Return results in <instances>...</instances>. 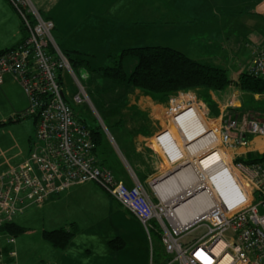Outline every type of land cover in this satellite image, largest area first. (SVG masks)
Masks as SVG:
<instances>
[{
    "label": "crops",
    "instance_id": "0c3cea01",
    "mask_svg": "<svg viewBox=\"0 0 264 264\" xmlns=\"http://www.w3.org/2000/svg\"><path fill=\"white\" fill-rule=\"evenodd\" d=\"M3 1L14 12L17 24H9L7 34L1 39L0 50L17 45L26 36L16 9L9 0ZM32 1L43 18L54 22L58 46L64 50L95 51L96 54L99 51L106 55L144 45L168 46L195 59L215 57L219 65L224 64L233 73V81H237L242 68L247 66V69L252 60L253 51L249 45L255 42L257 46L254 49H258L264 44V25L257 17H264V12L259 9L264 0ZM234 31H239L241 35L245 49L249 52L248 60L235 56L236 44L231 42ZM86 37L85 46H80L78 42ZM236 68L239 69L237 73L234 71ZM0 86L4 87V93L12 106L16 107L14 111L27 108V96V103L21 107L18 105L15 92L18 87L23 88L10 75H5ZM192 91L194 94L196 91L204 93L214 102L223 97L224 106L217 107L220 111L225 109L234 94L242 92L236 83L222 93L203 88ZM109 92V110L104 115L107 116L108 125L113 128L107 132L110 145L104 153H99V157H107L113 171L128 186L140 182L157 202L160 196L165 197L167 191L158 190V186L154 185L156 179L168 175L167 168L178 162L169 160L159 149V140L163 136L156 138L166 128L171 129L167 122L170 97L151 95L138 88L129 92ZM238 102L245 108L240 96ZM219 110L210 118H217ZM176 139L180 146H184L181 147L184 150L187 147L185 142L182 138ZM257 142L264 143V138L254 139V146ZM202 143L203 139H200L192 148ZM184 152L185 158L193 156H188L186 150ZM217 158L218 153H215L203 162L208 160L213 164ZM178 177L181 180V172ZM183 180L180 184L184 186L181 183ZM42 208H48L51 219L50 226H45L43 230L69 227L74 223L78 226L77 233L63 250L54 248L41 234L46 243L40 244L43 246L40 251L28 255L21 254L18 248L21 236L16 237L15 243H10L6 235L2 234L0 248L7 259L8 252L15 250L17 264L44 261L53 264H166L164 260L168 253L165 254L159 233L152 232L150 238L142 222L95 182L73 186L51 198ZM26 212L20 214L18 220ZM118 237L125 241L122 248L110 244ZM167 264L178 262L171 260Z\"/></svg>",
    "mask_w": 264,
    "mask_h": 264
},
{
    "label": "built area",
    "instance_id": "2783aa9c",
    "mask_svg": "<svg viewBox=\"0 0 264 264\" xmlns=\"http://www.w3.org/2000/svg\"><path fill=\"white\" fill-rule=\"evenodd\" d=\"M9 2L19 14L27 35L17 45L0 52V83L5 75H10L22 86L28 106L18 117H35L37 125L36 140L31 143L29 153L19 163L0 170V228L13 222L30 206L43 205L52 195L95 182L142 222L150 238L154 231L161 235L172 262L219 264L228 257L226 264H264V159L251 163L240 158L235 161L232 169L237 183L232 185L231 202L210 192L211 202L206 207L184 216L178 208L199 190L196 183L187 192L188 188L178 193L166 192L163 198L159 195L157 202L140 182L128 186L113 170L100 164L91 129L76 117L67 99L71 94L66 91L65 75L70 74L79 88L72 99L92 105L87 89L56 43L52 34L54 22L43 18L32 0ZM259 9L264 12V1ZM247 70L264 79V45L253 52ZM238 98L239 93L234 94L225 111L208 123L201 116L200 124L206 125L212 143L236 150L239 157L246 158L247 151L238 149L250 147L258 137L264 138V114L251 116L239 111L242 105ZM196 104L201 103L192 90L171 95L167 114L171 123L180 129L184 114L181 110L197 108ZM201 106L203 113L209 112L206 105ZM192 125L194 131L197 126ZM172 131L166 128L156 138L172 135ZM180 135L179 140L182 138L185 142L187 135L183 131ZM173 140L174 154L178 155L175 160L164 146L158 147L169 160L179 162L185 159V149H181L184 146L179 145L175 136ZM254 151L264 154V150L257 147ZM198 229L204 230L193 241L184 242L187 235ZM4 235L8 242H16L14 237ZM8 257L0 248V264H17L15 250H10Z\"/></svg>",
    "mask_w": 264,
    "mask_h": 264
},
{
    "label": "rangeland",
    "instance_id": "374dc122",
    "mask_svg": "<svg viewBox=\"0 0 264 264\" xmlns=\"http://www.w3.org/2000/svg\"><path fill=\"white\" fill-rule=\"evenodd\" d=\"M0 2H1V5H0V42H1L2 41L1 39L5 37V35L7 34L9 24L11 26H13L14 23L17 24V21H16L17 17L15 16L14 12L12 11V9H10L7 3H5L3 0H0ZM257 17L259 20H261L262 24L264 25V17L263 16H257ZM52 34L56 40V43L60 45L59 40L56 37L55 29H53ZM86 39L87 37L79 41L78 44L80 46H85L84 42ZM231 42L234 45L236 44L235 45L236 50H234L236 58L240 57L246 60L250 58L248 54L249 52L245 49L243 40H241V35L239 31H234L233 37L231 38ZM145 44H151V43H145ZM255 44H256L255 42L250 44L249 49L253 51L254 48H256L257 46ZM65 51L69 52L68 54L71 59L75 60V58L78 56V54L74 52V50L67 49ZM84 53H86V57L89 60H91V65H93L94 67L113 65L114 58L117 56V54H120V52L117 54L111 52V53L104 55V53H101L99 51L97 54L95 51L94 52L85 51ZM129 57L130 58H128L126 62L124 63L127 68L130 67L134 62V58L132 56H129ZM204 60L210 61L216 64H220L218 63V61L215 60V57H211L210 59H204ZM246 67L242 69L245 70ZM238 70L239 69L237 68L234 69L236 73ZM229 74H230V77L233 76V73L229 72ZM75 75L78 77V80L81 81V83L87 89L86 91H88L87 93L91 99L92 105L87 102L86 103H76L72 99L73 94H76L79 92V88L76 85L75 78L70 74H66L65 75V87H66V91H68L71 94V95H68L67 99L70 105L72 106V109L74 110L75 114L78 115L80 119L86 120L88 124H91V125L100 124L105 134L107 135V132L110 130L112 131V128H113V127H109V129L107 128L106 124L108 123V119H107V116L104 115L109 110L108 105H109L110 98L108 99V94L110 93L109 91L118 92L120 90L111 88V84L108 79L99 75L98 72L96 71L91 72L89 69L85 67L75 68ZM3 88L4 87L0 86V113H1L0 117L2 118L0 119V133H2V138H0V170L9 168L17 164L19 161H22L26 153L30 149L31 141L35 139L36 137V131H35L36 125L34 123V117L31 116V117L19 119L18 114H20L24 109L14 111L16 107L12 106V103L10 102L9 98L4 93ZM20 89L21 88L18 87V90L15 93L18 97V105L21 107L22 105L27 103V98H26L25 92H23V90L22 89L20 90ZM195 94L197 95L198 101L202 105H206V107L209 109V112L205 111V113H203L204 110L201 104H196V107L199 110H201L200 113L203 116V120H205V122L208 123L212 119L210 117H212L213 114L216 115V111L219 110V108H217L218 105L221 107L224 106L223 104L224 99L223 97H221L220 99H217L216 102H214V100H212L211 97L205 95L204 93L199 94L196 91ZM239 96L243 99L244 106H245V110H242L243 109L242 108L239 111H244L245 113L247 112L251 116H255L260 113L264 114V95L250 94L242 90V92L239 93ZM96 110L98 113L96 112ZM224 111L219 110L218 116L222 114ZM103 119L105 120V122ZM167 120H168L167 121L168 125L170 124L171 129H173L172 133L175 134L177 138L179 136L181 137L180 133L182 132V130L179 129V126H175L174 124H172L170 121L171 119L168 116H167ZM105 139H108V138H106L105 136ZM192 143L193 142H190L188 144H192ZM259 143L260 142L255 143V146H254L252 142L250 147L244 148V150L247 151V155L248 153L251 152L250 150H253L256 147L264 150V144H259ZM213 146H214L213 148H210L199 154H192L191 152H189V150L185 149L188 156L190 153L193 156L191 158H185L177 162L176 164H174L173 167L169 166L167 168L168 172L166 171L167 172L166 174L175 173L176 172L175 170L178 171L182 166H185V165H192L196 167L197 160L204 158L206 155H209L210 153L216 150H221L225 154L226 158L229 160L231 165L235 164V161H237L239 158L241 159V157H244V155L239 157L237 155L238 151L226 149L220 144H213ZM203 164L205 166H208L210 164L212 165V163H209L208 160L203 162ZM178 165H181V167ZM178 167L180 168L177 169ZM211 169L214 170V167H211ZM185 170L186 169H183L181 171L180 181L184 179V181L188 183L189 179L188 177H186L187 173ZM188 175L189 176L194 175V172H191V174H188ZM190 178L193 179L191 176ZM169 180L170 181L173 180L174 182V179L169 178L168 180L165 181V184H161L159 188L164 189V187L167 186ZM192 182L194 181L192 180ZM171 188H174V187H171ZM42 207L30 206L27 209L26 214L22 215L20 219L18 220V223H20L23 226L28 227V230L25 232V234H23V236L19 238L18 248L20 249L21 254L28 255L30 253L32 254L36 253L37 251H40V249H42L43 247L40 244L46 243L41 238V234H42L41 232L43 228H45V226L47 227L50 226L49 222L51 221V219H50L49 213H47L48 208L46 209ZM203 230L204 229H198V230L192 231L189 235H187L184 238V242L193 241L203 232ZM153 235H154L153 237L155 238V234ZM21 258L23 259V257Z\"/></svg>",
    "mask_w": 264,
    "mask_h": 264
},
{
    "label": "trees",
    "instance_id": "16d2710c",
    "mask_svg": "<svg viewBox=\"0 0 264 264\" xmlns=\"http://www.w3.org/2000/svg\"><path fill=\"white\" fill-rule=\"evenodd\" d=\"M258 49H254L253 52ZM3 50L4 49L0 50V52ZM62 52L68 57L74 70L78 67H85L91 72L96 71L99 75L109 80L111 88L117 90L129 92L130 90L138 88L151 95L170 97L181 90H195L199 88L212 90L215 93H222L231 84L236 83L239 88L247 93L264 95V79L251 75L247 69L240 73L237 81H233L226 67L210 61L192 58L168 46L144 45L127 48L114 58L113 65L99 67L91 65V60L86 57L84 52L74 51L78 54L75 60L69 57L68 51L62 50ZM129 56L134 58V62L127 68L124 63ZM242 110H245V108ZM76 117L91 129L95 144V153L99 157V153H104L106 147L108 148L110 145L108 139H105V136L106 138H108V136L105 134L100 124L91 125L88 124L86 120L80 119L78 115H76ZM34 123L37 125L35 117ZM107 124L106 126L109 129L110 126ZM35 140L36 137L31 143L33 144ZM28 153L29 151L27 154ZM99 159L102 166L113 170L111 168L113 166L109 164L110 161L107 157L101 156ZM262 159H264V154L260 155L258 152L252 150L248 153L246 158L241 157V160L248 163ZM60 194L52 195L43 205L34 207H42L51 198ZM18 217H16L13 222L3 225L0 228V232L8 234L15 239L25 234L28 227L18 223ZM77 231L78 226L72 223L69 227L63 226L53 230L45 229L42 232V236L43 239L49 242L54 248L63 250L68 246ZM159 238L163 245L160 234ZM110 244L112 247L122 248L125 246V241L118 237L112 240ZM163 248L165 249L164 245ZM165 254H167V252H165ZM167 255L168 256H166L164 260L166 264L172 260V256L169 254Z\"/></svg>",
    "mask_w": 264,
    "mask_h": 264
},
{
    "label": "bare ground",
    "instance_id": "6f19581e",
    "mask_svg": "<svg viewBox=\"0 0 264 264\" xmlns=\"http://www.w3.org/2000/svg\"><path fill=\"white\" fill-rule=\"evenodd\" d=\"M40 13V12H39ZM41 14V13H40ZM42 16V15H41ZM26 37V36H25ZM183 116L181 117V130L184 132L185 135H187V138H185V142L187 143L193 142L192 144H187L186 148L191 152L192 154H199L201 152H204L210 148H213L211 135H209L208 129L205 124L200 122L201 120V114L199 113V110L197 108L194 109H187L186 111L181 110ZM192 123H194L197 128H192ZM173 137L174 135L166 134L164 135L159 141L162 146L165 147V149L170 153L171 158L175 160L178 155H175L176 146L173 144ZM203 139V143L201 146L197 148H192L193 144L197 142L198 140ZM183 153V152H182ZM190 153V154H191ZM218 153V158L212 165L205 166L203 164V161L208 159L211 155ZM184 154V153H183ZM196 167L192 165H185L182 166L178 171L173 173L172 175L168 176L166 179L163 177H160L159 179H156L155 183L158 186V190L164 192H175L178 193L181 190L189 191L191 189V185L196 183V187H199V190L196 191L192 196H189L183 203L182 206L178 208V211L180 215L184 216L187 214L195 213L196 211L202 210L204 207H206L211 202V193L218 195L219 198L226 202L232 201V188L233 184L237 183V177L234 174V171L232 169V165L230 164L229 160L226 158L225 154L221 150H216L209 155H206L204 158H201L197 160ZM214 167V170L211 169V167ZM186 169L187 177L189 179V182H181L185 185L180 184L179 180V173ZM196 170V171H195ZM191 172H194V175H190L193 179L190 178L188 174H191ZM174 179L172 181H168L167 186L164 189H160L159 186L161 184H165V181L168 179ZM192 180L194 182H192ZM161 182V183H159ZM175 184V185H174ZM174 188H171V187ZM210 188V189H209ZM205 189V190H204ZM211 192V193H210ZM229 261L228 257L222 259L221 263L219 264H226Z\"/></svg>",
    "mask_w": 264,
    "mask_h": 264
},
{
    "label": "water",
    "instance_id": "95a60500",
    "mask_svg": "<svg viewBox=\"0 0 264 264\" xmlns=\"http://www.w3.org/2000/svg\"><path fill=\"white\" fill-rule=\"evenodd\" d=\"M180 167H181V166H180ZM180 167H178L177 169H179ZM175 171H177V170H175ZM175 171H174V172H175ZM172 174H173V173H172ZM172 174L170 173V174L166 175V176H165V177H163V178H165V179H166L168 176H170V175H172Z\"/></svg>",
    "mask_w": 264,
    "mask_h": 264
}]
</instances>
